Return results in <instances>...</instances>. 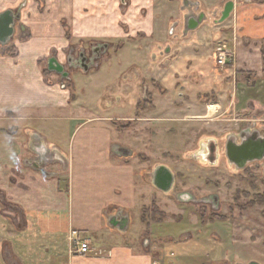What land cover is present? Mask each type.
<instances>
[{"label": "crops", "instance_id": "crops-1", "mask_svg": "<svg viewBox=\"0 0 264 264\" xmlns=\"http://www.w3.org/2000/svg\"><path fill=\"white\" fill-rule=\"evenodd\" d=\"M34 2L0 0V13L22 6L27 34L6 44L14 55L0 51V264H213L209 240L166 232L176 229L160 204L145 219L159 165L138 156L151 157L159 123L264 107V0H45L42 11ZM201 14L186 31L184 18ZM82 40L110 51L88 71L69 69L67 49ZM219 49L232 64L216 65ZM54 55L66 77L48 70ZM132 69L139 80H122ZM39 160L45 174L29 165ZM119 213L125 230L109 224Z\"/></svg>", "mask_w": 264, "mask_h": 264}, {"label": "rangeland", "instance_id": "rangeland-1", "mask_svg": "<svg viewBox=\"0 0 264 264\" xmlns=\"http://www.w3.org/2000/svg\"><path fill=\"white\" fill-rule=\"evenodd\" d=\"M44 2L35 0L39 11L44 9ZM21 21L15 22V36L12 38L24 40L27 37V34L21 35ZM22 22L26 26V20ZM68 34L66 37L70 40ZM77 45L73 47L75 49H67L66 53L71 51L73 56H77L82 51L89 57L91 48L94 53L110 51V44L104 41L82 40ZM4 47L0 51L14 55L16 49L13 46L8 44ZM138 73L136 69L129 70L122 80L136 82ZM159 110L165 109L159 107ZM238 117L241 121L235 122ZM157 126L166 131L152 141L151 157L138 156V160L148 169L153 170L156 165L168 168L174 176V183L169 192L163 193L150 182V205L146 206L149 211L143 215L145 219L154 218L150 210L153 205L160 204L164 207L160 219L165 220L170 229H176L175 232H166L173 238L185 234L193 236L194 240L201 238L204 243L205 239L209 240L208 246L212 245L218 254L213 264H264V161L251 163L244 171H237L227 164L224 156L228 134H236L240 130L264 133V107L240 115L215 113L210 119L199 120L192 126L185 121L180 124L159 123ZM151 134L152 138L155 137L154 133ZM129 138L133 139V136ZM213 145L218 147L215 152L218 156L217 161L211 164L205 160V155ZM5 205L0 204V209L6 210ZM190 260L187 264L207 261L205 257L202 261Z\"/></svg>", "mask_w": 264, "mask_h": 264}, {"label": "water", "instance_id": "water-1", "mask_svg": "<svg viewBox=\"0 0 264 264\" xmlns=\"http://www.w3.org/2000/svg\"><path fill=\"white\" fill-rule=\"evenodd\" d=\"M21 7L22 6H20L15 11L5 10L0 13V46H5L12 39L15 33V22L19 21L21 18ZM233 9V2L226 3L220 18L216 23L219 24L227 20ZM184 19L186 31H189L194 30L202 23L204 20V15L201 14L196 19L192 17H187ZM47 67L50 72L62 75V77L67 76L66 73H64V68L57 62L55 58L48 60ZM217 150L218 147L215 146L214 153ZM214 155L215 156L213 159L205 160L211 164H214L217 161L218 156L217 153ZM224 156L227 164L237 171H243L251 163L264 161V133L260 132L259 130H248L240 134H228L224 144ZM29 165L45 174L42 168V161L39 160L38 162H31ZM173 183L174 176L168 168L164 166H159L156 168L152 178V184L157 190L167 193L172 189ZM127 223L128 218L124 216L122 217L120 213L109 218V224L118 228L119 230H125ZM248 264L258 263L250 262Z\"/></svg>", "mask_w": 264, "mask_h": 264}, {"label": "flooded vegetation", "instance_id": "flooded-vegetation-1", "mask_svg": "<svg viewBox=\"0 0 264 264\" xmlns=\"http://www.w3.org/2000/svg\"><path fill=\"white\" fill-rule=\"evenodd\" d=\"M22 28V27H21ZM98 45V44H97ZM94 47V46H92ZM92 49L91 48V52H90V55L89 57H86L84 56L82 53V51H79L78 52V55L77 56H73L71 51L68 52L67 56H68V61H67V68H72V67H75V68H79L81 69L82 71H88L92 66H93V63L96 62V60H98L100 58V56H102L103 53H98L95 51L92 52ZM51 58H55V55L52 56ZM49 58V59H51ZM56 59V58H55ZM57 60V59H56ZM58 62V61H57ZM59 63V62H58ZM60 64V63H59ZM61 65V64H60ZM88 65H91V67H89ZM62 67L64 68V73H66V75H68V72L65 70V67L62 65ZM89 67V68H88ZM87 68V69H86ZM62 76V75H61ZM215 110V109H214ZM213 110L210 111V113H208V117H211L213 114H214V111L212 113ZM245 130H240L239 132H237L236 134H240L242 132H244ZM225 144V143H224ZM214 148L215 146L213 145V147H210V150L206 153L205 155V159H213V157L215 156L214 154ZM212 151V152H210ZM244 171V170H243Z\"/></svg>", "mask_w": 264, "mask_h": 264}, {"label": "built area", "instance_id": "built-area-1", "mask_svg": "<svg viewBox=\"0 0 264 264\" xmlns=\"http://www.w3.org/2000/svg\"><path fill=\"white\" fill-rule=\"evenodd\" d=\"M234 61V53L229 49H219L216 54L215 63L219 67H226L228 64H232ZM76 241V240H75ZM89 251V247L86 242H78V249L76 254L84 255Z\"/></svg>", "mask_w": 264, "mask_h": 264}, {"label": "bare ground", "instance_id": "bare-ground-1", "mask_svg": "<svg viewBox=\"0 0 264 264\" xmlns=\"http://www.w3.org/2000/svg\"><path fill=\"white\" fill-rule=\"evenodd\" d=\"M214 109L216 110V108H215V107H210V108H209V113H210V111H211V110H213V111L215 112V110H214ZM213 111H212V113H213Z\"/></svg>", "mask_w": 264, "mask_h": 264}, {"label": "trees", "instance_id": "trees-1", "mask_svg": "<svg viewBox=\"0 0 264 264\" xmlns=\"http://www.w3.org/2000/svg\"><path fill=\"white\" fill-rule=\"evenodd\" d=\"M256 1L260 2L261 0H256ZM46 72H47V70H46Z\"/></svg>", "mask_w": 264, "mask_h": 264}]
</instances>
